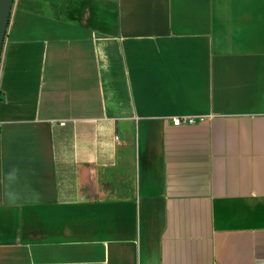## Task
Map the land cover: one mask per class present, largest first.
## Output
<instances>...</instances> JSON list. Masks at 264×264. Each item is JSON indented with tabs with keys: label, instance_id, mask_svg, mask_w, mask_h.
<instances>
[{
	"label": "crops",
	"instance_id": "1",
	"mask_svg": "<svg viewBox=\"0 0 264 264\" xmlns=\"http://www.w3.org/2000/svg\"><path fill=\"white\" fill-rule=\"evenodd\" d=\"M0 264H264V0H14Z\"/></svg>",
	"mask_w": 264,
	"mask_h": 264
},
{
	"label": "water",
	"instance_id": "2",
	"mask_svg": "<svg viewBox=\"0 0 264 264\" xmlns=\"http://www.w3.org/2000/svg\"><path fill=\"white\" fill-rule=\"evenodd\" d=\"M14 0H0V62Z\"/></svg>",
	"mask_w": 264,
	"mask_h": 264
},
{
	"label": "built area",
	"instance_id": "3",
	"mask_svg": "<svg viewBox=\"0 0 264 264\" xmlns=\"http://www.w3.org/2000/svg\"><path fill=\"white\" fill-rule=\"evenodd\" d=\"M195 122L194 119H188V118H184V119H181V118H174L172 119V123L176 126L178 125H182V124H193ZM64 123H62L63 125Z\"/></svg>",
	"mask_w": 264,
	"mask_h": 264
}]
</instances>
